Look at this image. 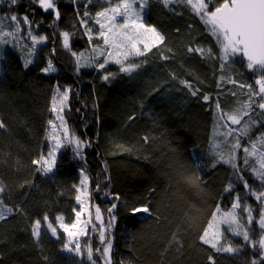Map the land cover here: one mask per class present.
<instances>
[{
  "label": "trees",
  "instance_id": "obj_1",
  "mask_svg": "<svg viewBox=\"0 0 264 264\" xmlns=\"http://www.w3.org/2000/svg\"><path fill=\"white\" fill-rule=\"evenodd\" d=\"M52 1L56 11L39 0H0L1 17H25L45 39L32 64L17 48L0 59V209L8 212L0 264H103L108 248L110 264H264V110L253 107L238 143L217 133L235 97L222 93L228 86L214 57L222 44L203 17L185 2L149 0L145 20L162 42L134 69H97L80 66L77 55L101 43L89 34L111 0ZM238 50L234 76L262 91L264 62L253 73ZM63 92L64 120L85 148L60 149L48 171L38 163L51 151L49 120ZM252 144L259 152L250 165ZM82 170L103 223L92 241L84 238L91 253L78 257L46 222L75 223Z\"/></svg>",
  "mask_w": 264,
  "mask_h": 264
},
{
  "label": "rangeland",
  "instance_id": "obj_2",
  "mask_svg": "<svg viewBox=\"0 0 264 264\" xmlns=\"http://www.w3.org/2000/svg\"><path fill=\"white\" fill-rule=\"evenodd\" d=\"M164 1L170 2V0ZM172 1L187 3L203 17L204 23L221 41V51L214 53V57H218L221 61L218 63L221 71L219 82L221 85L224 82L228 86L222 90L224 96L232 92L235 101L230 109L224 112L221 111L220 114L223 119L216 131L217 133L224 132L228 138H231L230 141L232 143H238L240 140L245 139L244 136L248 134L247 132L245 133V130L251 125L249 122L253 107L257 108L259 106L260 110H264V89L259 91L258 86L254 85L249 77L242 79L234 76L231 63L233 58L240 53H238V49H234L232 44L228 42L227 33L215 17V10L220 7L221 3H217V0ZM110 3L111 6L109 8L102 9L97 13L93 21V29L90 30L91 34H89L91 39L97 40V43L99 40L101 43L99 45L93 43L85 52L77 55L78 63L82 67L93 65L97 69H104L110 64L126 65L127 68L134 69L135 66L131 62L145 55L144 53L162 42L158 32L153 27L148 26L145 20L149 0H111ZM39 4L46 11H56L52 0H39ZM212 5L214 8L211 11ZM44 44L45 39L37 36L35 29L27 18H3L0 16V59L4 57L7 49L17 48L23 52L25 62L32 64L39 58L41 47ZM65 45L69 47L67 38H65ZM201 51L206 56V53L209 54L207 48H203ZM250 66L253 73L255 72L254 69L263 67V65L255 67L252 64ZM259 72L258 70L256 71V73ZM65 104H67L66 92L57 93L48 125V145L51 151L47 157L38 163L39 167H42L43 163L45 166L47 165L46 169L48 171L52 169V167H49L48 162L56 158L60 149L69 148L76 152L77 148L79 150L85 148V145L72 135L66 125L64 120ZM261 122L263 121L261 120ZM257 140L264 145V136L262 138L259 136ZM252 145L251 148H248L250 165L253 161L252 156H255L251 152L253 150L259 152V145ZM256 151L255 154L258 156ZM80 174L81 185L78 188V206L80 209L77 212L75 223L69 225L64 218H60L57 227H53L49 222H46V225L56 239H59V232H64L67 240L66 251L78 257H83L86 253H91L92 247L89 243L84 242V238L88 237V242L93 240L94 235L100 231L97 225L103 223V215L100 209L92 208L91 181L88 173L82 170ZM5 213L6 211L0 209V218L7 215L8 212ZM41 230L42 225L36 224L34 232L37 239L40 238ZM110 257L111 251L108 248L104 251V256L101 257L103 264H110Z\"/></svg>",
  "mask_w": 264,
  "mask_h": 264
},
{
  "label": "water",
  "instance_id": "obj_3",
  "mask_svg": "<svg viewBox=\"0 0 264 264\" xmlns=\"http://www.w3.org/2000/svg\"><path fill=\"white\" fill-rule=\"evenodd\" d=\"M229 39L255 67L264 62V0H230L215 10Z\"/></svg>",
  "mask_w": 264,
  "mask_h": 264
},
{
  "label": "bare ground",
  "instance_id": "obj_4",
  "mask_svg": "<svg viewBox=\"0 0 264 264\" xmlns=\"http://www.w3.org/2000/svg\"><path fill=\"white\" fill-rule=\"evenodd\" d=\"M217 53V52H216Z\"/></svg>",
  "mask_w": 264,
  "mask_h": 264
}]
</instances>
